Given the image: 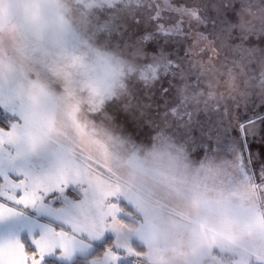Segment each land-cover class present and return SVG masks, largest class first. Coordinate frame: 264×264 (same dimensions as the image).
<instances>
[{
    "label": "clouds",
    "instance_id": "clouds-1",
    "mask_svg": "<svg viewBox=\"0 0 264 264\" xmlns=\"http://www.w3.org/2000/svg\"><path fill=\"white\" fill-rule=\"evenodd\" d=\"M156 4L167 7L164 0H0V101L21 121L7 147L15 161L48 150L52 169L100 161L107 187L131 213L121 236L138 241L137 264H264V191L235 160L195 161L166 126L150 144L136 142L104 113L108 102L129 96L130 79L146 81L155 65L135 62L139 45L126 53L99 42L102 29L89 17L100 9L132 17ZM240 4L235 28L246 37L264 35V0ZM228 34L226 28L215 40L205 35L216 49L217 59L203 65L215 98L240 95L256 57L230 45ZM258 69L264 88V57ZM182 95L194 102L200 93L183 89ZM77 122L86 125L84 136ZM107 202L92 185L67 211L91 224Z\"/></svg>",
    "mask_w": 264,
    "mask_h": 264
},
{
    "label": "rangeland",
    "instance_id": "rangeland-1",
    "mask_svg": "<svg viewBox=\"0 0 264 264\" xmlns=\"http://www.w3.org/2000/svg\"><path fill=\"white\" fill-rule=\"evenodd\" d=\"M172 3L198 7L204 23L194 27L210 40H215L229 25L238 22L241 7L240 0H172ZM151 14L152 7L148 5L132 17L120 15L114 9L96 10L89 17L91 23L102 29L96 33L99 42L126 53L135 51L139 45L142 55L136 56L135 62L140 66L155 65L156 69L155 74L152 72L146 81L130 79L129 96L108 102L104 113L123 134L136 142L150 144L155 132L166 126L167 131L185 145L193 160L199 161L210 155L235 160L241 173L252 177L250 165L256 169L264 165V88L257 84L259 59L264 57V35H252L242 41L240 31L236 28L231 30L228 34L230 45L242 44L256 53L246 69L248 82L242 84L243 91L240 95L209 98L207 78L192 67L186 53L192 43L191 38L187 35H161L156 30V22L150 18ZM164 16L166 20L162 22H174V14L165 12ZM146 36L149 38L145 39ZM202 49H206L202 54L205 61L209 57L217 59L216 52L211 50L208 41L202 40L196 51L200 53ZM165 58L180 65V68L173 69L169 66L166 70L163 63H159ZM183 89L199 92L200 95L194 102H188L182 95ZM18 119L16 109L0 101V127L4 125L7 129L12 121ZM249 121L253 123L249 124ZM240 125L245 126L243 130ZM52 167L53 157L48 150H42L27 161H15L7 153L0 154V170L11 172L13 169H25L41 172ZM256 173L262 182V175L257 171ZM80 198L79 189L70 185L63 194H50L46 197L44 208L25 210L35 217L55 223L53 214L56 210L65 208L70 202H76ZM114 202L129 212L122 198ZM22 217L31 218L30 222L34 223L36 230L24 228L26 237L29 231L33 236H38L45 220L32 219L27 215ZM118 218L127 221L130 217L122 212ZM29 226L31 227L30 224ZM25 239L24 237L21 242ZM115 239L114 233L106 232L101 239L91 241L87 249L79 251L78 256H89L94 251V246L98 249V256ZM129 242L134 246L138 245L134 238L129 237ZM131 259H120L117 264H131ZM62 262L71 263L68 260Z\"/></svg>",
    "mask_w": 264,
    "mask_h": 264
},
{
    "label": "snow or ice",
    "instance_id": "snow-or-ice-1",
    "mask_svg": "<svg viewBox=\"0 0 264 264\" xmlns=\"http://www.w3.org/2000/svg\"><path fill=\"white\" fill-rule=\"evenodd\" d=\"M164 4L167 6L164 9L159 4L151 6L150 18L156 22L157 32L165 36L187 35L190 37L192 43L186 49V53L192 67L198 69L199 74L205 77L203 70L205 60L202 54L206 52V49H202L200 53L196 51L199 43L205 40V35L194 27L204 23L200 16V9L175 5L172 0L171 3L169 0H164ZM165 12L174 14V22H162L166 20ZM233 28L235 25L227 27L229 33ZM148 38V36L145 37V39ZM247 38L241 34L242 41ZM240 46L243 45H237V47ZM211 50L216 52L214 47H211ZM208 60L210 61L211 57ZM162 63L166 70L169 66L173 69L180 68V65L166 58ZM155 70L153 69V74ZM212 80L213 77L209 75L206 80L208 89H211ZM207 95L209 98L216 96L214 91H208ZM220 98L223 96L221 95ZM49 126L51 127V124ZM20 127V119L12 121L7 129L0 127V154L7 153L12 160L15 157L7 146L12 145L17 139ZM85 127L86 125L76 123V130L81 136L86 134ZM240 127L243 130L245 126L240 125ZM102 169L103 165L100 161L92 160L91 163L83 167L77 166L75 169L60 167L41 172L25 169H13L11 172L0 170V221L20 215L21 209L44 208L46 197L50 194H63L70 185L79 189L81 197L92 185H95L108 201L106 207L100 209L98 221L94 220L91 224L69 213L66 206L53 214L54 224H45L40 227L38 236H33L29 231L24 242L15 236L9 237L7 242L0 239V264H61L62 261L69 260L76 251L87 249L91 241L101 239L106 232L114 233L116 239L106 245L98 256L93 257L90 264H117L120 259L129 257L132 258L131 264H137L142 258V251L138 245H132L129 238L122 239L121 228L124 221L118 218L122 212L129 217L131 213L126 212L117 202H114L119 198L107 187ZM253 183L257 189L264 191V182L253 181Z\"/></svg>",
    "mask_w": 264,
    "mask_h": 264
},
{
    "label": "crops",
    "instance_id": "crops-1",
    "mask_svg": "<svg viewBox=\"0 0 264 264\" xmlns=\"http://www.w3.org/2000/svg\"><path fill=\"white\" fill-rule=\"evenodd\" d=\"M250 168L252 170V177H251V175L248 176L247 174H243V173H242V175L248 177L249 179H251L257 183H260V181H259L260 176H259V174L257 175L256 171L259 172L260 175H262L261 178L264 179V165H262L259 169H256L252 165H250ZM262 182H264V180ZM20 213L21 214L16 216V217L6 218V219L0 221V239H6L9 237L15 236V237H18L20 240H22L24 237L26 238V234H27L26 231H24V228H26L27 230L36 231L35 227H34V223L30 222V221H32V220H30L31 218L25 219L22 217L23 215H27L28 217H32V219H38V220L40 219L42 221L45 220L43 222L44 224H54L52 221H49L47 219H43L40 217L33 216L31 213H29L25 209H21ZM48 222H52V223H48ZM29 224L31 225V227L29 226ZM23 225H25V227ZM78 252L79 251H76L68 261L72 262L75 258L79 257Z\"/></svg>",
    "mask_w": 264,
    "mask_h": 264
},
{
    "label": "trees",
    "instance_id": "trees-1",
    "mask_svg": "<svg viewBox=\"0 0 264 264\" xmlns=\"http://www.w3.org/2000/svg\"><path fill=\"white\" fill-rule=\"evenodd\" d=\"M2 128H5L6 129V126L2 125ZM95 249L94 251L87 257H77L75 258L71 263H63L61 262V264H90V260L93 258V257H96V254H97V251L98 249L96 248V246H94Z\"/></svg>",
    "mask_w": 264,
    "mask_h": 264
}]
</instances>
